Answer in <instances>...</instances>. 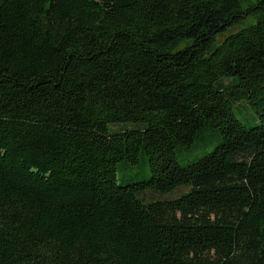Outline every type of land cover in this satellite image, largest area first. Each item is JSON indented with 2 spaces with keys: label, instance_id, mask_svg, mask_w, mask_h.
Segmentation results:
<instances>
[{
  "label": "trees",
  "instance_id": "obj_1",
  "mask_svg": "<svg viewBox=\"0 0 264 264\" xmlns=\"http://www.w3.org/2000/svg\"><path fill=\"white\" fill-rule=\"evenodd\" d=\"M0 264H264V0H0Z\"/></svg>",
  "mask_w": 264,
  "mask_h": 264
},
{
  "label": "rangeland",
  "instance_id": "obj_2",
  "mask_svg": "<svg viewBox=\"0 0 264 264\" xmlns=\"http://www.w3.org/2000/svg\"><path fill=\"white\" fill-rule=\"evenodd\" d=\"M240 26H236L230 29L228 32L223 33L219 36V40H222L228 33L237 30ZM233 112L235 116L246 126H256L259 124V116L257 112L252 108L251 104L247 100H242V104H234ZM124 126H128L129 128L137 127L134 123H122ZM110 125V130H111ZM114 130H120L123 126L115 125L113 126ZM218 145V141L214 138L213 142L207 145L194 147L191 149H178L177 159L182 165H186L190 162L197 161L203 156L210 153L216 146ZM151 175V169L148 159L145 156L140 155L138 163H133L129 160H122L117 164V177L119 183H125L129 181H139L149 178ZM189 190L188 187L183 186L175 190L170 194L161 195L154 191H147L143 193L142 197L147 200H156L163 198H174L177 197Z\"/></svg>",
  "mask_w": 264,
  "mask_h": 264
}]
</instances>
